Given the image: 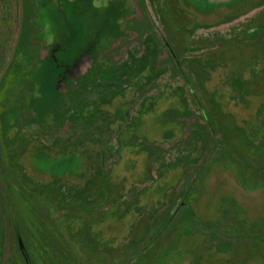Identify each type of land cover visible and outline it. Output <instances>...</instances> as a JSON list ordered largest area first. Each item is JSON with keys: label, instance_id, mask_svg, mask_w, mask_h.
Segmentation results:
<instances>
[{"label": "rangeland", "instance_id": "374dc122", "mask_svg": "<svg viewBox=\"0 0 264 264\" xmlns=\"http://www.w3.org/2000/svg\"><path fill=\"white\" fill-rule=\"evenodd\" d=\"M236 3L0 0V264L17 226L33 264H264V1Z\"/></svg>", "mask_w": 264, "mask_h": 264}, {"label": "flooded vegetation", "instance_id": "af4514ba", "mask_svg": "<svg viewBox=\"0 0 264 264\" xmlns=\"http://www.w3.org/2000/svg\"><path fill=\"white\" fill-rule=\"evenodd\" d=\"M240 0H190L197 13L209 17L225 16L223 13H230L236 10V2ZM255 3H262L264 0H251ZM257 5V4H256ZM128 172V170H127Z\"/></svg>", "mask_w": 264, "mask_h": 264}, {"label": "water", "instance_id": "95a60500", "mask_svg": "<svg viewBox=\"0 0 264 264\" xmlns=\"http://www.w3.org/2000/svg\"><path fill=\"white\" fill-rule=\"evenodd\" d=\"M19 246H20V249H21L22 255L25 259L26 264H33L32 260L30 258V255H29V253H28V251L24 245V242L21 239L19 240Z\"/></svg>", "mask_w": 264, "mask_h": 264}, {"label": "trees", "instance_id": "16d2710c", "mask_svg": "<svg viewBox=\"0 0 264 264\" xmlns=\"http://www.w3.org/2000/svg\"><path fill=\"white\" fill-rule=\"evenodd\" d=\"M15 230H16V236H17L18 241H19L20 239L22 240L21 233H20V231H19V227L17 226ZM22 241H23V240H22Z\"/></svg>", "mask_w": 264, "mask_h": 264}]
</instances>
